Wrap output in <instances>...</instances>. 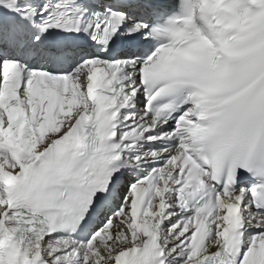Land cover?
I'll list each match as a JSON object with an SVG mask.
<instances>
[{"label":"snow or ice","instance_id":"snow-or-ice-1","mask_svg":"<svg viewBox=\"0 0 264 264\" xmlns=\"http://www.w3.org/2000/svg\"><path fill=\"white\" fill-rule=\"evenodd\" d=\"M0 264H264V0H0Z\"/></svg>","mask_w":264,"mask_h":264}]
</instances>
